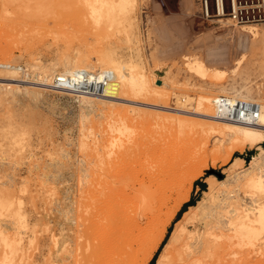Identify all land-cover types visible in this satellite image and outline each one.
<instances>
[{
    "label": "rangeland",
    "instance_id": "rangeland-1",
    "mask_svg": "<svg viewBox=\"0 0 264 264\" xmlns=\"http://www.w3.org/2000/svg\"><path fill=\"white\" fill-rule=\"evenodd\" d=\"M86 1L0 0V76L7 71L6 64L15 62V57L22 61L21 78L28 73L29 64L50 68V62L57 65L64 56L90 61L91 67L85 68L98 72L101 68L98 58L110 46L119 54L124 52L123 55L128 48L134 47L139 49L144 62L143 88L123 89L119 92L121 99L101 101L87 98L85 101H92L91 105L79 103L72 94L58 92L52 86L19 85L17 96L4 95L5 90L0 89V154L7 150L1 145L2 132L8 115L12 113L20 121L27 141L17 159L18 165L5 172L15 177L17 189L21 188L24 179L31 176L30 195L33 198L29 196L24 204L28 209L34 202L42 204L46 216L57 219L48 222L52 230L45 233L51 248L52 243L48 239L51 233L56 234L61 226L67 230L74 227L73 222H66L63 216L67 211L70 216L76 213L74 201L75 194L80 193L79 175L80 172H89L87 164L96 156L94 147L110 144L111 135L117 141L119 138L124 140L128 133L111 132V126L128 124L137 145L142 142L154 149L165 144L161 150L167 152L168 149V153H177V156L180 153L178 158L184 157V161L192 160L189 164L201 171L193 183V189L199 186V191H192L189 201L182 205L169 225L164 240L149 262L154 264L174 221L206 187L205 177L224 180L226 176L242 173L251 155L255 154L257 144L264 147V140L252 146L231 147L225 132L222 135H204L197 125L189 127V121L197 124L205 121L202 116L191 113L190 104L181 106V98L191 97L194 104L198 96L213 97L215 95L211 93L216 90H226L229 95L236 90L251 100L264 102V0H185L179 11L168 9L162 0H135L131 9L134 19L129 25L118 20L113 10L108 16H100L101 11H91ZM218 2L222 4L223 13L217 12ZM193 58L204 64L203 76L189 69V61ZM78 67L81 66L73 68ZM159 81L163 83L161 86L157 84ZM23 88L31 92L25 93ZM239 159L242 163L238 165ZM42 174L43 177L50 176L48 184L43 186L39 183ZM242 191V188L238 190L243 197L245 193ZM172 192L170 200L178 190ZM245 200L249 202L248 198ZM29 211L33 213L31 215H37L35 210ZM2 214L0 222L8 220V213ZM151 217L148 211L147 224ZM147 224L141 239L135 240L137 252L145 246L153 229L152 224L149 227ZM22 235L20 264H25L28 256L38 254V251L29 246V235ZM1 253L0 264L17 263L14 258H5ZM138 263L139 259L131 262ZM240 264H264V253L252 254Z\"/></svg>",
    "mask_w": 264,
    "mask_h": 264
},
{
    "label": "bare ground",
    "instance_id": "bare-ground-1",
    "mask_svg": "<svg viewBox=\"0 0 264 264\" xmlns=\"http://www.w3.org/2000/svg\"><path fill=\"white\" fill-rule=\"evenodd\" d=\"M134 3L135 0L86 1L91 11H101L100 16H108L113 10L114 16L128 25L134 19L131 12ZM219 10L221 11L220 5ZM253 33L251 31V34ZM126 36L125 34L124 38ZM123 54L117 53L110 46L98 58L101 67L98 72L88 71L85 67H91L90 61L78 59L76 56H64L57 65L50 62V68H40L39 64L31 63L26 70L28 73L22 78L19 74L22 61L21 58L15 57L13 64L5 65L7 71L0 76V89L5 90L4 95L10 93L17 96L19 85L51 86L55 76L78 78L77 72L83 71L87 73L88 78H109L102 95L88 96L85 93L60 89L58 92L72 94L77 102H84L86 105L93 103L85 101L87 98L101 101L121 99V90L133 86L142 89L145 82L144 62L139 49L131 47L126 50L125 55ZM76 65L81 67L74 69ZM58 66H61V69H58ZM189 69L201 75L205 66L198 58H193L189 61ZM157 84L161 86L163 83L159 81ZM23 89L25 93L31 92L28 88ZM233 92L229 95L230 92L226 90H216L211 93L215 95L213 97L198 96L194 104L191 97L181 98V106L192 105L193 110L190 112L202 116V120H205L198 124L189 121L190 128L197 125L204 135H222L225 132L231 147L246 144L252 146L264 140V102L255 101L260 104L256 124L237 123L215 117L212 99L218 95L254 101L236 90ZM132 102L137 104L136 101ZM14 115H8L2 132L1 145L7 150L0 154V170H3L0 172V215H3V212L4 215L8 213V220L0 222V253L5 258H14L16 264H20L22 234H26L29 235V246L33 251H38V254L32 253L28 256L27 264H131L134 259H139L138 264H149L182 205L189 201L192 191H199V186L193 189V183L201 171L195 166L192 167V160L184 161V157L178 158L180 153L178 156L174 153L176 157L171 151L168 153V149L167 152L161 150L166 147L162 142L161 148L157 146L154 149L142 142L143 145H137L128 124L111 126V132L128 133L124 135V140L119 138L117 141L111 135L110 144H98L94 147L96 156L87 164L89 172H80L79 175L80 193L78 191L77 195L75 194L74 201L76 213L70 216L68 211L64 212V220L73 222L74 227L67 230L61 226L56 234L51 233L48 237L52 243L51 248L48 247L45 233L52 230L48 222L57 219H49L42 204L34 202L33 207L29 208L35 210L36 216L31 215L32 212L24 204V200L32 196L29 179L31 176L24 179L21 188L17 189L15 177L5 172L8 168L12 169L18 165L17 159L27 141L21 123ZM166 142L168 144L169 141ZM237 163L239 165L242 161L239 159ZM241 172L226 176L224 180L212 176L205 177L206 187L200 190V196L195 202L188 205L174 221L154 264H240L252 254L264 253V147L257 144L255 154L251 155L250 162ZM42 177L43 174L40 177L41 182L38 181L40 185L48 184L50 176ZM32 182L36 185L34 180ZM222 182L224 183L221 184ZM83 186L86 188L83 189ZM240 188L244 190L242 192L246 197H243L248 198L249 202L240 196ZM174 190H178V193L170 200ZM87 209L90 211L86 215ZM148 211L152 217L147 224L145 220ZM146 224L148 227L152 224L153 229L145 246L137 252L134 243L136 239H141Z\"/></svg>",
    "mask_w": 264,
    "mask_h": 264
},
{
    "label": "built area",
    "instance_id": "built-area-1",
    "mask_svg": "<svg viewBox=\"0 0 264 264\" xmlns=\"http://www.w3.org/2000/svg\"><path fill=\"white\" fill-rule=\"evenodd\" d=\"M219 5L223 13L220 2L217 3V12H219ZM77 73L78 78L55 76L52 79L51 86L56 89L88 95L98 96L103 94V88L109 80L107 76L97 79L93 76L88 78L87 73L83 71ZM212 106L215 117L237 123L256 124L260 114V104L258 102L225 95L214 97L212 99Z\"/></svg>",
    "mask_w": 264,
    "mask_h": 264
},
{
    "label": "crops",
    "instance_id": "crops-1",
    "mask_svg": "<svg viewBox=\"0 0 264 264\" xmlns=\"http://www.w3.org/2000/svg\"><path fill=\"white\" fill-rule=\"evenodd\" d=\"M185 0H162V3L170 10L179 11Z\"/></svg>",
    "mask_w": 264,
    "mask_h": 264
}]
</instances>
